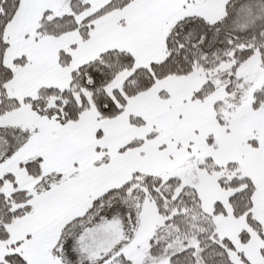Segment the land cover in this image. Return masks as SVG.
<instances>
[{"label": "snow or ice", "instance_id": "1", "mask_svg": "<svg viewBox=\"0 0 264 264\" xmlns=\"http://www.w3.org/2000/svg\"><path fill=\"white\" fill-rule=\"evenodd\" d=\"M0 264H264V0H0Z\"/></svg>", "mask_w": 264, "mask_h": 264}]
</instances>
